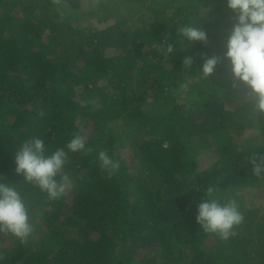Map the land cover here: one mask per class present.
<instances>
[{
    "label": "trees",
    "instance_id": "trees-1",
    "mask_svg": "<svg viewBox=\"0 0 264 264\" xmlns=\"http://www.w3.org/2000/svg\"><path fill=\"white\" fill-rule=\"evenodd\" d=\"M232 16L224 0H0V182L20 193L32 225L23 242L0 232V264H264V204L243 203L264 197L252 172L264 115L225 98L247 91L222 58ZM183 26L207 41L185 40ZM211 56L221 62L205 79ZM247 129L244 156L234 138ZM229 133L232 151L218 150L227 162L200 170L190 151ZM74 135L87 151L68 152ZM33 138L46 155L68 153L57 180L70 183L56 199L15 173V152ZM101 151L120 164L111 175ZM242 183L233 234L204 232L195 214L207 189L223 203L217 194Z\"/></svg>",
    "mask_w": 264,
    "mask_h": 264
},
{
    "label": "clouds",
    "instance_id": "clouds-1",
    "mask_svg": "<svg viewBox=\"0 0 264 264\" xmlns=\"http://www.w3.org/2000/svg\"><path fill=\"white\" fill-rule=\"evenodd\" d=\"M226 8L233 14L231 28L224 42L223 59L228 62L233 81L243 84L248 93L255 98L253 112L264 115V0H224ZM179 34L190 42H206L208 35L200 27L183 26ZM165 56L174 53L172 44L161 47ZM221 62V57L211 56L203 59L200 65L202 78L208 79ZM191 56L184 57L182 65L190 67ZM68 152L87 151L86 141L81 135H74L66 145ZM68 153L59 149L46 155L42 139L33 138L14 154L15 173L26 183H34L49 198L56 199L65 191L70 180L67 175L57 180L64 168ZM101 167L109 175L118 170L120 164L106 152L98 154ZM252 172L257 177L264 176V160L252 162ZM208 188V199L196 206L195 222L206 233L219 235L227 240L234 226L239 225L243 215L235 200L221 203ZM0 232L11 234L23 242L32 232L24 199L17 189L8 183L0 182Z\"/></svg>",
    "mask_w": 264,
    "mask_h": 264
},
{
    "label": "rangeland",
    "instance_id": "rangeland-1",
    "mask_svg": "<svg viewBox=\"0 0 264 264\" xmlns=\"http://www.w3.org/2000/svg\"><path fill=\"white\" fill-rule=\"evenodd\" d=\"M183 91H184V89H183ZM225 98L227 99V102L230 103L231 109L242 107V105H244V104H252L255 101V98L250 93H248L247 91L236 92V93L231 94L228 98H227V96ZM230 134L231 133L228 134L229 135L228 140L225 139V138H227V136H224L223 137L224 139L215 140V142L209 147V149H207L203 153H200V151H199V152L192 154V152L190 151V147H188L190 154L192 156L191 158L195 159L198 162V166H199L200 170L206 169L209 166L213 165L216 162H219L222 159V156L218 151L219 149H221L223 147H227V149L229 151H232L231 145H229L231 140H232V137L230 136ZM253 137H254L253 131L247 129L242 140H238V139L234 138V140L237 142L238 149L239 150H240V148L242 149V150H240V152L244 156H246V153H249L252 150V145L245 144V142H248ZM227 158H228V156L224 155V158L221 161L225 160L227 162ZM243 185L244 184L242 183V185L235 186L232 188V190L224 191V192H222V194L219 193V194H217V196H219L220 198L223 197V198H229L231 200L232 199L236 200L240 196H243L241 194V192L238 191V190H242V188H244ZM243 199H244V202H243L244 205L247 204V205H249V207L254 206L257 208V207L263 206L262 204H264V197H263V200H257L256 197L249 195L248 197L243 196Z\"/></svg>",
    "mask_w": 264,
    "mask_h": 264
}]
</instances>
